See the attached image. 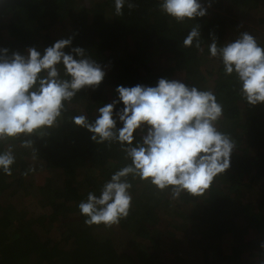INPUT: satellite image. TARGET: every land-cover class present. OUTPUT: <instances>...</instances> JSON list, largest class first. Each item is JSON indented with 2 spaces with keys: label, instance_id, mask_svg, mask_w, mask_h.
I'll use <instances>...</instances> for the list:
<instances>
[{
  "label": "trees",
  "instance_id": "obj_1",
  "mask_svg": "<svg viewBox=\"0 0 264 264\" xmlns=\"http://www.w3.org/2000/svg\"><path fill=\"white\" fill-rule=\"evenodd\" d=\"M127 2L136 7L128 9ZM160 2L126 0L117 16L114 0H0V50L8 57L29 48L43 55L71 38L64 52L80 48L105 72L95 89L77 93L58 127L30 137L35 158L33 149L20 146L24 137L0 143V152L10 144L16 157L11 176L0 171V264H245L264 258V103L247 104L235 73L225 75L208 52L213 39L224 46L252 30L240 20L257 23L254 16L264 24V0H199L206 14L184 23L160 11ZM192 26L199 27L200 49L183 44ZM55 27L62 37H53ZM252 35L264 47V34ZM162 78L215 94L223 107L216 126L236 144L229 169L203 196L175 200L169 190L129 176V215L111 228L86 225L78 204L89 192L99 196L130 160L118 143L96 144L72 117L85 114L94 123L98 109L115 100L119 130L115 114L124 105L117 87H156ZM146 134V126L138 129L134 146ZM17 194L34 206L17 209L11 203Z\"/></svg>",
  "mask_w": 264,
  "mask_h": 264
},
{
  "label": "clouds",
  "instance_id": "obj_2",
  "mask_svg": "<svg viewBox=\"0 0 264 264\" xmlns=\"http://www.w3.org/2000/svg\"><path fill=\"white\" fill-rule=\"evenodd\" d=\"M126 0H114L115 13L123 15ZM128 9L136 5L127 2ZM159 9L177 23L203 17L206 8L199 0H161ZM71 38L61 39L44 50L43 55L29 48L26 55L0 50V143L24 137L21 147L33 149V135L59 126L67 105L84 88L95 89L105 72L80 48L66 54ZM185 47L201 48L198 26H192L183 41ZM209 55L219 58L225 75L235 73L240 82L242 99L249 105L264 103V47L257 39L242 33L234 42L208 46ZM62 65L64 77L61 76ZM124 105L116 113L123 126L116 128L113 101L98 109L94 123L85 114L72 117L75 126L92 134L96 144L118 143L129 164L116 171L97 196L89 192L78 204L88 226H118L132 207L133 179L150 183L156 190L170 191L175 200L181 194L201 197L214 179L230 167V156L236 147L216 123L223 107L210 90H199L184 83L160 79L156 87L137 85L116 89ZM147 127L142 143L134 146V133ZM16 157L9 144L0 152V171L12 175Z\"/></svg>",
  "mask_w": 264,
  "mask_h": 264
},
{
  "label": "rangeland",
  "instance_id": "obj_3",
  "mask_svg": "<svg viewBox=\"0 0 264 264\" xmlns=\"http://www.w3.org/2000/svg\"><path fill=\"white\" fill-rule=\"evenodd\" d=\"M249 18H253V20H255V21H257V23H253V22H251V20H249V21H246V19H245V21L244 20H240L241 22H244L245 24H243V25H247V26H250V28L252 29V30H250V29H248L247 31H246V28L245 27H240V31L241 32H247V33H249V34H254V31L255 30H259V31H261V35H263L264 34V24H261L260 22H258V18H255L254 16L253 17H249ZM239 20V19H238ZM242 24V23H241ZM55 30H57L56 31V33L55 34H53L54 36L53 37H62V35H63V31H62V29H59L58 27H55ZM260 33V32H259ZM172 80H177V81H182L180 78L179 79H177V78H174V79H172ZM4 200H8L7 198H5ZM11 203L17 208V209H22V210H24L25 211V209H26V207H29V205H33V203H32V201H31V199L30 198H27V197H22L21 198V195H20V197H19V195L17 194L16 196H13L12 198H11ZM34 206V205H33ZM21 210V212L23 213V211ZM166 220H168L167 218H166ZM101 231V230H100ZM102 234H106L105 233V230L103 229L102 231ZM162 258L163 257H165V256H161ZM246 259V258H245ZM246 260H248L247 262H251V263H256V264H264V258H259V257H252V258H250V259H246ZM166 262L168 261V260H165ZM246 262V263H247ZM245 263V264H246ZM244 264V263H243Z\"/></svg>",
  "mask_w": 264,
  "mask_h": 264
}]
</instances>
